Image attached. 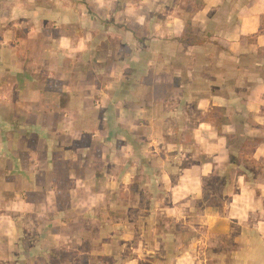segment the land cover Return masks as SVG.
Here are the masks:
<instances>
[{"label":"crops","instance_id":"obj_1","mask_svg":"<svg viewBox=\"0 0 264 264\" xmlns=\"http://www.w3.org/2000/svg\"><path fill=\"white\" fill-rule=\"evenodd\" d=\"M0 264H264V0H0Z\"/></svg>","mask_w":264,"mask_h":264},{"label":"rangeland","instance_id":"obj_2","mask_svg":"<svg viewBox=\"0 0 264 264\" xmlns=\"http://www.w3.org/2000/svg\"><path fill=\"white\" fill-rule=\"evenodd\" d=\"M214 186V185H213ZM218 186H220L219 184H216L215 185V187H216V190L218 189ZM216 190H215V192H216ZM217 194V193H216ZM211 195H212V193H211ZM220 199L221 198H216V199H214V200H212L211 199V201H208L206 204H208V205H210V206H213L214 208H216V207H218L219 205H221V204H219V201H220ZM140 205H145V200H139V201H137ZM126 202L124 201L123 202V204H125ZM222 203V202H221ZM128 204H130V203H128ZM98 217H100V216H93V225L91 226V230H94V231H99V222H96L97 221V218ZM113 217V219L115 220V216H112ZM119 219L120 218H123L122 220L123 221H129V218H130V216H126V215H122V216H117ZM134 218V220H135V216L133 217ZM147 218H148V216L147 215H139L138 216V221H137V223H139L140 225H141V227H142V225H147ZM99 221V220H98ZM148 221H149V219H148ZM99 223V224H98Z\"/></svg>","mask_w":264,"mask_h":264}]
</instances>
